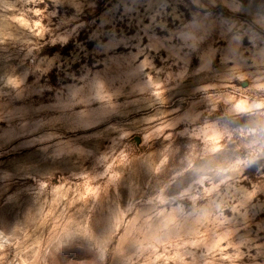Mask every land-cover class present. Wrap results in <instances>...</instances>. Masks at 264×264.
Returning <instances> with one entry per match:
<instances>
[{"label":"rangeland","instance_id":"1","mask_svg":"<svg viewBox=\"0 0 264 264\" xmlns=\"http://www.w3.org/2000/svg\"><path fill=\"white\" fill-rule=\"evenodd\" d=\"M37 124L0 264H264V0H0V150Z\"/></svg>","mask_w":264,"mask_h":264},{"label":"bare ground","instance_id":"2","mask_svg":"<svg viewBox=\"0 0 264 264\" xmlns=\"http://www.w3.org/2000/svg\"><path fill=\"white\" fill-rule=\"evenodd\" d=\"M170 94L173 95L172 92ZM169 103V106L173 107L179 103V100L175 101L173 96ZM12 121L15 122L14 119ZM37 125L36 127L32 126L34 128L18 129L12 137L5 141V146L0 150V157L13 154L15 157H20L19 159L26 158L42 163L53 157L60 150H63L60 149L63 146L61 139L57 140L52 137L46 132L43 124Z\"/></svg>","mask_w":264,"mask_h":264}]
</instances>
